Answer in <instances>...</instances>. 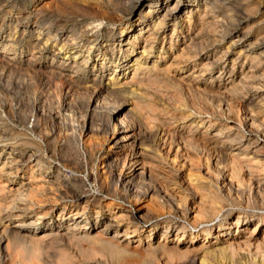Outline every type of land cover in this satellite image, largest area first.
<instances>
[{"label": "rangeland", "instance_id": "obj_1", "mask_svg": "<svg viewBox=\"0 0 264 264\" xmlns=\"http://www.w3.org/2000/svg\"><path fill=\"white\" fill-rule=\"evenodd\" d=\"M136 2L0 0V216L18 212L23 206L24 219L43 212L52 213L53 207L63 205H66L65 212L78 209L91 218L108 214L111 209L110 212L116 215L133 216L131 223H140L139 229L145 231L140 244L136 237L119 253L100 244L89 246L86 241L54 243L47 249L46 260H39L30 246L8 238L1 241L0 238L2 250L13 254V257L4 256L2 264H35V261L37 264H200L204 257L207 264H222L224 257H229L228 253L206 252L202 248L203 243L210 244L209 240L215 239L214 231L207 234L202 232L203 227L215 225L220 220L213 209L216 207L214 201L224 207L220 214L222 219L227 217L228 211L241 210L252 218L264 213L255 195L248 203L246 196L240 197L241 200L235 194L228 197L224 190L212 191L208 180H203L206 184L201 185L196 184L195 179L202 172L204 177L211 174L216 178L218 175L219 182L232 179L234 184L245 187L248 178L245 163L254 168V176L264 179V0H220L217 7L210 5L207 11L204 7H196L192 13L183 11L177 18L167 19L160 29L153 27L151 19L155 15L159 20L165 11L159 6L150 9L148 0L142 4ZM230 6L233 8L229 9ZM111 29L115 30L114 37ZM39 30L44 31L43 34L52 30L70 35V43L75 42V50H81L82 55H91L87 67L73 66L70 61L63 63L61 56L54 57L50 47L42 52V39L37 42ZM92 41L94 46L91 48ZM33 42L39 47L34 48ZM101 42L107 45L106 54L97 50ZM147 45L152 49L142 57L144 70L131 80L134 69L128 68L123 79L127 80L123 86V91L127 92L109 95L104 87L107 74L114 68L127 67L129 58V64H132L133 58L141 56ZM33 53L36 54L34 58ZM256 54H263V58L254 59ZM59 90L65 96L63 102L57 95ZM110 100L122 107L119 114L111 102L108 105ZM236 100L242 103L245 117L247 113L245 130L235 122L232 109L235 111L240 103ZM83 110L88 111L86 119V111ZM252 115L256 123L252 122ZM125 116L131 123L142 125L146 144L153 146L147 157L151 161L148 168L153 170L152 174L139 179L136 185L142 191L151 187L156 190L141 198L131 192L126 193L119 185L117 187L107 170V165L119 169L122 165L124 142L119 138L123 125H120L119 117ZM155 129L168 138L160 153L164 154V150L171 148L175 154L177 150L179 157L176 163L163 158L151 143ZM240 134H245L242 143L236 138ZM30 154L37 157L35 161L41 158L44 167L36 166L33 164L35 161L31 164L18 162L21 155L27 159ZM5 161L8 164L2 167ZM55 165L62 167L61 182L55 173L47 179L49 181L42 174L45 166H52L48 170L51 172ZM33 169L35 171L31 172ZM242 176L244 180H239ZM19 190L22 193L18 194ZM166 190H171L172 199L165 203L161 202L158 194ZM55 194L61 199L59 204L53 199ZM77 194L81 198H77ZM183 204L188 206L187 211ZM59 211L57 209L54 213L56 220ZM127 220V217H122L118 221L123 229ZM15 223L12 221L10 225ZM165 225L174 229L167 234V249L160 246L159 241L149 244L145 237L150 228H155L154 235L157 234V238L164 242ZM179 229L186 230L185 238L180 241L178 249H169L171 240L182 233L178 232ZM245 230L246 227H242L240 243L248 245L251 253L264 255V224L251 239V244L245 243L248 236ZM198 231L201 235L197 244L184 243L191 232ZM252 258L254 256L251 255L248 264H254Z\"/></svg>", "mask_w": 264, "mask_h": 264}, {"label": "bare ground", "instance_id": "obj_2", "mask_svg": "<svg viewBox=\"0 0 264 264\" xmlns=\"http://www.w3.org/2000/svg\"><path fill=\"white\" fill-rule=\"evenodd\" d=\"M135 1V0H134ZM138 3L137 4H142L144 0H137ZM150 3L149 8L150 9H157L158 6L160 7L159 9H162L164 14L162 16V18H160L159 20H157L155 18V15L152 17L151 19V23L153 25V27L155 29H160L164 26V24L167 22V19H174L177 18L178 15H181L183 13V11H189L190 13L193 12L194 8L196 7H204L207 11V8L210 7V5H214L215 7L218 6V2L220 0H148ZM69 2V1H68ZM148 3V2H147ZM241 3V2H239ZM236 5V4H235ZM237 6V5H236ZM251 6V5H250ZM253 6V5H252ZM64 7V6H63ZM93 7V6H92ZM248 7V6H247ZM233 8V7H229ZM60 9V8H59ZM66 9V8H65ZM91 9V8H90ZM149 9V10H150ZM62 10V9H61ZM93 10V9H92ZM91 10V11H92ZM97 10V9H96ZM232 10V9H231ZM234 10V9H233ZM243 10V9H242ZM58 11V10H57ZM38 12V11H37ZM209 12V11H208ZM121 14V13H120ZM158 14V13H157ZM12 16V15H11ZM75 16V15H74ZM98 16V15H97ZM218 16V15H217ZM216 18V17H215ZM213 18V19H215ZM222 18V17H221ZM190 19V18H189ZM179 21V20H178ZM80 23V22H79ZM1 25V24H0ZM64 27V26H63ZM72 27V26H71ZM77 27V26H76ZM40 28V27H39ZM43 29V28H42ZM54 29V28H52ZM110 29V28H109ZM108 29V30H109ZM48 30V29H47ZM112 30V35L114 37V33L115 30ZM124 30V28L122 29V31ZM46 31V30H45ZM80 31V30H79ZM117 31V30H116ZM224 31V30H223ZM44 32V31H43ZM43 32H41V30H39L38 33V37H37V42L41 41L42 46L40 47L41 51L43 52L44 49L46 48H52L53 50V55L54 57H60L61 56V61L63 63H67L70 61V63L74 66L76 65L77 67H87V65L90 62V56L89 55H82L81 50H75L73 44L75 42H71L70 39V35H61L58 33V31L56 33H54L52 30L50 31H46V34H43ZM60 32V31H59ZM100 33V32H99ZM98 33V34H99ZM223 33V32H222ZM85 34V33H84ZM231 34V33H230ZM65 36V37H63ZM83 36V35H82ZM87 36V35H86ZM89 36V35H88ZM36 37V36H35ZM60 40H63L64 43H59ZM92 40V39H91ZM113 40V38H112ZM85 42V41H84ZM90 42V41H89ZM34 43V42H33ZM84 44V43H83ZM80 45V44H79ZM34 48L39 47V45L37 46V43H34ZM87 46H89L87 44ZM94 46V42H91V48ZM12 47V46H11ZM82 47V46H81ZM97 50L101 53H105L106 49H107V45L104 46V43L101 42L100 45H97ZM33 49V48H32ZM88 49V48H87ZM150 49L152 48H148L144 47L143 50L141 51V56L136 57L135 59L133 58V62L132 64H129L130 62V58L129 60H127L126 65H128L127 67H123V68H119L116 69L114 68L112 70L111 73L107 74V78H106V85L105 90H107V93L109 95H113L115 93L121 94V93H126L125 91H123V86L125 85V83H127L126 79L123 80L124 78H126L128 72L127 69L128 68H133L134 69V74L131 78L135 79V77L137 76L138 72L144 70L143 67V60L142 57H145L146 54L148 52H150ZM83 50V49H82ZM91 50V49H90ZM37 52V51H36ZM41 52V54H42ZM90 52V51H89ZM40 54V53H39ZM106 54V53H105ZM126 54V52H125ZM249 54V53H248ZM260 54V53H259ZM257 55L254 59H261L263 58L262 55ZM35 53H33V58L35 57ZM52 55V56H53ZM62 56H64L62 58ZM159 57V55H158ZM248 57V56H247ZM128 58V56H127ZM52 59V58H51ZM57 59V58H56ZM132 60V59H131ZM34 61V60H33ZM264 61V60H263ZM12 63V62H11ZM37 63V62H36ZM51 63V61H50ZM33 64V63H32ZM56 64V63H55ZM131 65V66H130ZM150 65V64H149ZM152 65V64H151ZM39 66V65H38ZM101 66V65H100ZM210 66V65H209ZM52 67V66H51ZM24 68V67H23ZM37 68V67H36ZM39 68V67H38ZM97 69V68H96ZM103 70V69H102ZM3 73V72H2ZM71 75V74H70ZM97 75V74H96ZM140 75V74H139ZM243 76V75H242ZM141 79V78H140ZM96 79H94L95 81ZM34 81V80H33ZM39 81V80H38ZM40 82V81H39ZM38 83V82H37ZM95 83V82H94ZM61 84V83H60ZM65 84V83H64ZM75 84V83H74ZM88 84V83H87ZM90 84V83H89ZM101 84H103V82H101ZM66 85V84H65ZM96 87V83L93 84ZM104 85V84H103ZM61 86V85H60ZM243 86V85H242ZM260 86V85H258ZM125 87V86H124ZM237 87V86H236ZM264 87V86H263ZM262 87V88H263ZM132 88V86H131ZM261 88V89H262ZM86 89V88H84ZM102 89V87H101ZM239 89V88H238ZM55 90V89H54ZM125 90V89H124ZM127 90V89H126ZM131 90V89H129ZM66 91V90H65ZM78 91V90H77ZM90 91V90H89ZM138 91V90H137ZM58 92V91H57ZM56 92V93H57ZM71 92V91H70ZM133 93L134 90H132ZM99 93V92H98ZM130 93V92H129ZM105 94V92L103 93ZM102 94V95H103ZM58 97L59 100L63 102L64 97L62 94V90L58 92ZM57 95H55L57 97ZM79 96V95H78ZM85 96V95H84ZM143 96V95H142ZM245 96V95H244ZM67 97V96H66ZM112 98V97H109ZM58 99V98H57ZM108 99V98H106ZM243 99V98H242ZM75 100V99H74ZM98 100V99H97ZM105 100V99H104ZM118 100V99H117ZM240 100V99H237ZM236 100V101H237ZM103 101V99H102ZM235 101V102H236ZM95 102V100H94ZM100 102V101H99ZM105 102V101H104ZM107 102V101H106ZM110 101H108V105H110ZM115 102V101H114ZM240 102V101H237ZM93 103V102H92ZM97 103V102H96ZM113 104V101L111 102ZM229 103V102H228ZM100 104V103H98ZM96 104V107L99 105ZM111 104V106H112ZM242 103L240 102L237 106H236V110L233 111V114L235 112V122L237 123V125L241 128H243V130H245L244 128L246 127V117H247V113H246V117L244 116L243 113V108H242ZM244 104V103H243ZM63 105V103H62ZM94 105V104H93ZM103 105V104H102ZM105 105V103H104ZM108 105L106 107H108ZM119 104H113L112 108L117 110V113L119 114L122 110L121 106H116ZM60 106V105H59ZM110 106V108H111ZM125 106V105H124ZM226 106V105H225ZM231 106V105H230ZM234 107V106H233ZM95 108V107H94ZM103 108V107H102ZM109 108V107H108ZM187 108V107H186ZM228 108V107H227ZM232 108V107H230ZM248 108V107H247ZM96 109V108H95ZM60 110V107H59ZM97 110V109H96ZM106 110V109H105ZM231 110V109H230ZM246 110V109H245ZM251 110V109H249ZM62 111V110H61ZM84 111V110H83ZM86 111V110H85ZM84 111V112H85ZM99 111V110H98ZM248 111V110H247ZM231 112V111H230ZM250 112H254V111H250ZM250 112H248L250 114ZM232 114V113H231ZM260 113H258L259 115ZM86 115H88V111H86L85 114V119H86ZM193 115V114H192ZM264 115V113L262 114ZM261 115V116H262ZM232 116V115H231ZM264 117V116H263ZM211 118V117H210ZM84 119V121H85ZM110 119V118H109ZM120 121V125H123L121 128L122 132H121V137L119 138V140H122L124 142L123 144V148L121 149V152L123 154V162L122 165H120V169L119 167H114L113 165H107V170L110 174V176L112 177L113 180L116 181L117 183V187L118 185L122 187V190L125 191L126 193L131 192L133 193L136 197H142L144 195H147L148 193H150L151 191H155L156 189L151 188H145L147 190H140L136 185L139 181V179H144L146 177V175H151L152 171L148 168V164L149 160H147L148 157V150H151L153 146H150L149 144H146V139L142 136V125H139L136 121V123L138 124H134L131 123V121L129 119L125 117H119ZM227 119V118H226ZM233 119V118H232ZM90 120V119H89ZM112 120V119H111ZM251 120H253V123H256V118L254 117V115L251 116ZM104 121V120H103ZM185 121V120H184ZM195 121V120H194ZM8 122V121H7ZM94 122V121H93ZM140 122V121H139ZM197 122V121H196ZM261 122V121H260ZM1 123V122H0ZM86 123V122H85ZM118 123V124H119ZM251 123V122H250ZM262 123V122H261ZM91 124V123H90ZM141 124V122H140ZM258 124V123H257ZM94 125V123H93ZM105 125V124H104ZM110 125V124H109ZM263 125V124H262ZM260 128V125H258ZM73 127V126H72ZM84 127V126H83ZM94 127V126H93ZM262 127V126H261ZM90 128V125H89ZM105 128V127H104ZM144 128V125H143ZM254 128V127H252ZM21 129V128H20ZM93 129V128H92ZM157 130V129H155ZM251 130V129H250ZM144 131V130H143ZM231 131V130H230ZM257 131V130H256ZM62 132V131H61ZM171 132V131H170ZM1 133V132H0ZM45 133V132H44ZM75 133V132H74ZM73 133V135H74ZM164 133V132H163ZM252 133V132H251ZM76 134V133H75ZM221 135V134H220ZM36 137V136H35ZM76 137V136H75ZM171 137V136H170ZM152 144L155 145L154 147L156 148L157 152L159 150V153L162 152V148H164V146L167 144V137L165 136V134H162L161 132H159L158 130L155 131L154 133H152ZM240 143L243 142L244 138H245V134H240L236 137ZM42 139V137L40 138ZM229 139V138H228ZM170 140V139H169ZM257 140V139H256ZM259 140V139H258ZM42 141V140H41ZM80 141V140H79ZM148 141V140H147ZM75 142V141H74ZM173 142V141H172ZM203 142V141H202ZM234 142V141H233ZM236 142V141H235ZM247 142V141H246ZM256 142V141H254ZM170 143V142H169ZM188 143H190L188 141ZM258 143V142H257ZM218 144V143H217ZM149 145V146H148ZM209 145V144H208ZM229 145V144H228ZM27 146V145H26ZM77 146V143H76ZM191 146V144H190ZM14 147V146H13ZM21 147V146H20ZM162 147V148H161ZM169 147V145H168ZM213 148V147H212ZM245 148V147H244ZM168 149V148H166ZM197 149V148H196ZM223 149V148H221ZM186 150V149H185ZM199 150V148H198ZM225 150V149H224ZM200 151V150H199ZM215 151V150H214ZM220 151V150H219ZM223 151V150H222ZM221 151V152H222ZM239 151V150H238ZM23 152V151H22ZM45 152V151H44ZM83 152V151H82ZM191 152V151H190ZM189 152V153H190ZM225 152V151H224ZM249 152V151H248ZM259 152V151H258ZM12 153V152H11ZM119 153V152H118ZM155 153V152H154ZM220 153V152H219ZM39 154V153H38ZM151 154V153H150ZM166 154V155H165ZM215 154V153H214ZM217 154V153H216ZM226 154V153H225ZM257 154V153H256ZM259 154V153H258ZM11 155V154H10ZM156 155V154H154ZM153 155V156H154ZM160 155L165 158L167 161H171L172 163H176L177 162V158L179 157V153L176 150L175 154L172 152V149L169 148L168 150H164V154L160 153ZM159 155V156H160ZM165 155V157H164ZM185 155V154H184ZM223 155V153H222ZM27 159H24L23 156L21 155V158L19 159L18 162H25L27 161L29 164H31L32 161H35L37 157H34V154H30L27 155ZM227 157V156H226ZM17 158V157H16ZM181 158V157H180ZM164 159V160H165ZM191 159V158H190ZM222 159V158H220ZM224 159V158H223ZM84 160V159H83ZM151 160V159H150ZM185 160V159H184ZM217 160V159H216ZM41 161V162H40ZM42 159L39 158V161H35L36 166H40V168L43 166L42 164ZM85 161V160H84ZM156 161V160H155ZM153 162V161H152ZM245 162H243L244 164ZM252 163V162H251ZM8 162L5 161L3 163L4 167L5 165H7ZM51 164V163H50ZM154 164V163H152ZM1 165V164H0ZM27 165V164H26ZM155 165V164H154ZM244 165L247 166V177L244 176L247 180V184H245V187H241L240 184L236 185L234 184V182L232 181V179H229L228 177V181L225 182L224 185H222L224 182L221 181L219 182L220 178L217 176H215L216 178H214L211 174L208 177H204L205 175H201L202 172L196 176V184H204L205 182H203V180H208V185H210V188H212V191H225L224 193L230 197L233 194L236 195L237 199H240V197L246 196V200L248 202V200L250 198H254V195L256 196V198L258 199V201H260L259 203L262 205L263 209H264V181L262 182V178L260 177H256L254 176V168L252 166H250L249 164L245 163ZM33 166V165H32ZM60 166V165H59ZM85 166V165H84ZM185 166V165H184ZM245 166V167H246ZM22 167V166H21ZM44 167V166H43ZM52 166H45L46 170L45 172L42 171V174L44 175V177L47 179H51L50 177H52V175H54L53 173H55L57 175V180L59 182H61V176L63 173H61L60 170H62L61 168H59L57 165H55V167L52 169L51 172H49L48 170L51 169ZM87 167V166H86ZM231 168V167H230ZM236 168V167H235ZM32 170V169H31ZM65 170V169H64ZM238 170V169H237ZM35 170L33 169L34 172ZM72 171V170H71ZM173 171V170H172ZM41 172V171H40ZM66 172V171H65ZM68 172V171H67ZM107 172V173H108ZM74 173V172H73ZM76 173V172H75ZM199 173V172H197ZM208 173V172H207ZM206 173V175H208ZM258 173V172H257ZM230 174V173H229ZM196 175V174H195ZM214 175V174H213ZM257 175V174H256ZM67 176V175H66ZM88 176V175H87ZM194 176V175H193ZM226 176V175H224ZM229 176V175H228ZM258 176V175H257ZM65 177V176H64ZM109 177V176H108ZM96 178V177H95ZM147 178V177H146ZM150 178V177H149ZM44 179V178H42ZM60 179V180H59ZM67 179V177H66ZM45 180V181H46ZM65 180V179H64ZM224 180H226L224 178ZM239 180H244L243 176L240 177ZM49 181V180H47ZM148 181V180H146ZM146 185L147 182H145V180L143 181ZM238 182V181H236ZM63 183V182H62ZM140 183V182H139ZM142 183V182H141ZM222 183V184H221ZM240 183V181H239ZM177 184V183H176ZM195 184V183H194ZM206 184V183H205ZM140 185V184H139ZM148 185V183H147ZM65 186V185H64ZM150 186V185H149ZM154 186V185H153ZM166 186V185H165ZM21 187V186H20ZM116 187V188H117ZM180 187V186H179ZM65 188V187H64ZM161 188V187H160ZM163 188V187H162ZM161 188V189H162ZM168 188V187H167ZM174 188H176L174 186ZM143 189V188H141ZM172 189V187L170 188ZM22 190V189H21ZM65 190V189H63ZM164 190V189H163ZM179 190V189H178ZM68 191V189H67ZM117 191V190H116ZM162 191V190H161ZM171 190H166L163 192V194L159 193L158 195H160V200L161 202H170L172 199V193L170 192ZM59 192V191H57ZM75 192V191H74ZM173 192V191H172ZM17 193V192H16ZM15 193V194H16ZM22 193L20 190L18 192V194ZM77 193V191L75 192ZM123 193V192H122ZM17 194V195H18ZM83 194V193H82ZM174 194V193H173ZM223 194V193H222ZM224 194V195H225ZM176 195H179L178 193ZM22 196V194H21ZM53 196V195H52ZM123 196V195H122ZM128 196V195H127ZM182 197V195H180ZM179 196V197H180ZM248 196V197H247ZM25 197L23 196V199ZM53 198V197H52ZM51 198V199H52ZM70 198V197H69ZM77 198H81L80 194H77ZM175 198V196H174ZM173 198V199H174ZM28 199V198H27ZM50 199V200H51ZM58 204H59V200H61L59 198V196H54L53 198ZM72 199V198H70ZM76 199V196H75ZM188 199V198H186ZM191 199V198H190ZM228 199V198H227ZM15 200V199H14ZM31 200V199H30ZM42 200V199H41ZM180 200V199H179ZM194 200V199H193ZM241 200V199H240ZM22 201V200H21ZM33 201V200H32ZM54 201V202H55ZM182 201V200H181ZM180 201V202H181ZM187 201V200H186ZM203 201V200H202ZM212 201V200H211ZM210 201V202H211ZM243 201V200H242ZM18 202V201H17ZM49 202V201H47ZM114 202V201H113ZM175 202V201H174ZM173 202V203H174ZM189 202V201H188ZM239 202V201H238ZM25 203V202H24ZM46 203V202H45ZM65 203V201H64ZM112 203V202H111ZM164 203V204H165ZM212 203V202H211ZM242 203V202H241ZM249 203V202H248ZM254 203V202H253ZM18 204V203H17ZM180 204V203H178ZM216 205L214 209L216 216L220 217V220L215 224V225H210L207 227H203L202 232H206L207 234L212 233V231H214V238L215 239H210L209 242L210 244L207 243H203L202 244V248L204 250H206V252L208 251H221L224 253H228L229 257H224V261L222 262V264H248L247 260L250 259L251 255L252 257L254 256V264H264V255H261L262 258H260L261 256L259 255V253L256 252H252L251 253V248H248L247 244H251V239L255 238L257 235V230L264 224V213H259L256 214V218L249 217L246 212L244 211H228L227 212V217L225 219L221 218V213L223 211L224 207H220L217 205V203H214ZM27 205V204H26ZM53 205V204H52ZM174 205H176L174 203ZM184 205V204H183ZM193 205V204H192ZM247 205V204H246ZM185 206V205H184ZM194 206V205H193ZM226 206V205H225ZM11 207V205L9 206ZM15 207V206H14ZM25 207V206H23ZM21 208L20 211H14V212H8V213H4L0 216V223L2 225V229H0V238L1 241L5 238H8L9 241L10 239L15 241V242H20L22 244H25L27 246H30V250L32 253L35 254V256L37 258H39V260H46V256L45 254H47V249L50 245L52 244H60L61 242H87L89 246H93L94 244H100L102 245L104 248L106 249H110L112 252L115 253H119L121 251H124L126 249L127 246H129L131 243H133L136 238V242H139V244L143 241L142 239V232L144 230H140L139 229V225L138 223L133 225L131 222V220H133V216H130L129 214H119L116 215L111 211V209H109L110 211H108V214H101V215H96L93 218L89 217L86 215V213H84L83 211H80L78 209H76L75 211H67L65 212L66 209V205L63 206H57V207H53L52 208V213L50 211L48 212H43L42 214H38L36 217H31V218H27L24 219V211L25 208ZM41 207V206H40ZM176 207H178L176 205ZM13 207H11L12 209ZM110 208V205H109ZM182 209V206L180 207ZM185 211L188 210V206L186 205L185 207ZM9 209V210H11ZM57 209H59L60 213L58 215V219H55L54 213L57 212ZM209 209V208H208ZM243 209V207H242ZM2 210V209H1ZM194 211V209H192ZM3 211V210H2ZM6 211V210H4ZM68 212H70V214H67ZM100 211H98L97 213H99ZM200 212V211H199ZM202 212V211H201ZM224 212V211H223ZM2 213V212H1ZM255 213V212H254ZM51 214V215H50ZM148 214V213H147ZM151 215V214H150ZM181 215V214H180ZM140 216V215H139ZM209 216V215H208ZM122 217H127L129 219L126 227L123 229V227L121 226L122 224L118 223L119 219ZM151 217V216H150ZM200 218V217H197ZM15 219V220H14ZM46 219V220H45ZM136 219V218H134ZM143 219V218H142ZM10 221V222H9ZM12 221H16V223L14 225H10V223ZM135 221V220H134ZM138 221V220H137ZM136 221V222H137ZM206 221V220H205ZM9 222L8 224L3 225L4 223ZM255 222V223H254ZM14 223V222H13ZM41 223H44L43 225ZM103 223V224H102ZM125 223V222H124ZM167 223V222H166ZM102 224V225H101ZM199 225V224H198ZM261 225V226H260ZM260 226V227H259ZM242 227H246L245 233L248 234L247 236V240H246V245L244 246L240 243L239 238L241 237V230ZM164 242H162V240L160 241L157 238V234L154 235L153 230L155 228H150L148 230V234L146 235V239L147 242H149V244H152V241H159L160 246L162 245L163 248L167 249L166 247H168L166 245L165 240L168 239L167 234L170 233L171 231H173V227L172 226H167L165 225L164 227ZM157 231V230H156ZM162 231V230H161ZM191 231V230H190ZM145 232V231H144ZM178 232H182L180 234H178L175 238V240H171V247L174 249H178L179 248V243L182 239L185 238V232L186 230L184 229H179ZM201 232V233H202ZM176 233V232H175ZM172 234V233H171ZM200 231L198 232H191V236L189 237L188 240H186L184 243H186L187 245H195L199 242L198 238H199ZM246 239V238H245ZM197 240V241H196ZM264 240V239H263ZM196 241V242H195ZM202 241V240H201ZM243 242V241H242ZM261 243V242H260ZM220 244H222L220 246ZM224 244V246H223ZM263 244V243H262ZM74 245V244H73ZM96 245L94 247H96ZM166 245V246H165ZM261 245V244H260ZM264 245V244H263ZM21 246V245H20ZM23 247V246H22ZM194 247V246H193ZM210 247H213V249L210 250ZM263 247V246H262ZM24 248V247H23ZM101 248V249H104ZM7 249H10V245H7ZM28 249V248H27ZM91 249V248H90ZM100 249V248H99ZM89 250V249H88ZM93 250V248L91 249ZM96 250V249H95ZM183 250V249H182ZM179 250V251H182ZM247 252H244V251ZM5 252V253H4ZM162 252V251H161ZM167 253V250L165 251ZM92 253V251H91ZM103 253V252H102ZM163 253V252H162ZM184 253V252H183ZM183 253L181 255H183ZM70 254V253H69ZM86 254L88 255L87 251ZM262 254V253H261ZM10 256L13 257L12 252L9 251V253H6L5 250H2V248L0 247V264H2V259L4 256ZM167 255V254H166ZM187 256V254H185ZM190 255V254H189ZM90 256V255H89ZM185 256V257H186ZM201 256V255H200ZM215 256V255H214ZM219 256V255H218ZM169 257V256H168ZM220 257V256H219ZM218 257V258H219ZM74 258V257H73ZM72 258V260H73ZM170 258V257H169ZM180 258V257H179ZM222 258V257H221ZM48 259V257H47ZM172 259V258H171ZM215 259V257H214ZM36 260V259H35ZM50 260V259H49ZM221 261V260H220ZM58 262V261H57ZM218 262V261H217ZM252 262V261H251ZM39 263V262H38ZM42 263V262H41ZM63 263V262H61ZM72 263V262H71ZM192 263V262H191ZM199 263V261H198ZM209 263V262H208ZM213 263V262H210ZM35 264H37V262L35 261ZM40 264V263H39ZM57 264V263H56ZM200 264H207L206 258L204 257L201 260ZM221 264V263H220Z\"/></svg>", "mask_w": 264, "mask_h": 264}]
</instances>
